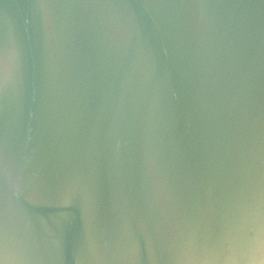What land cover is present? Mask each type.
Wrapping results in <instances>:
<instances>
[{"label":"water","instance_id":"1","mask_svg":"<svg viewBox=\"0 0 264 264\" xmlns=\"http://www.w3.org/2000/svg\"><path fill=\"white\" fill-rule=\"evenodd\" d=\"M0 264H264V0H0Z\"/></svg>","mask_w":264,"mask_h":264}]
</instances>
